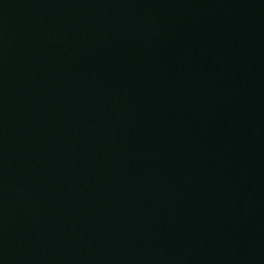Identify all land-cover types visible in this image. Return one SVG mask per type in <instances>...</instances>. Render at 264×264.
<instances>
[{
    "label": "water",
    "instance_id": "1",
    "mask_svg": "<svg viewBox=\"0 0 264 264\" xmlns=\"http://www.w3.org/2000/svg\"><path fill=\"white\" fill-rule=\"evenodd\" d=\"M0 264H264V0H0Z\"/></svg>",
    "mask_w": 264,
    "mask_h": 264
}]
</instances>
